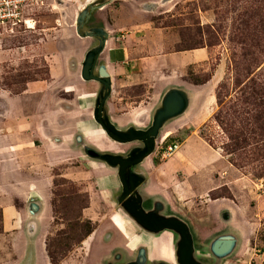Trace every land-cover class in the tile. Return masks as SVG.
Wrapping results in <instances>:
<instances>
[{
  "label": "rangeland",
  "instance_id": "rangeland-1",
  "mask_svg": "<svg viewBox=\"0 0 264 264\" xmlns=\"http://www.w3.org/2000/svg\"><path fill=\"white\" fill-rule=\"evenodd\" d=\"M90 6L95 7L92 12H89ZM83 10L91 15L80 36L96 26L104 28L108 34V45L96 67L106 63L109 47L126 49L128 67L118 60L108 71L116 98L120 95L128 102L142 101L137 110V128L147 127L160 107L159 100L147 93L146 88L151 87L142 83V59L160 51L198 48L207 51V59L187 68L185 78L186 88H214L215 103L206 109V112L213 113L204 123L194 121L192 127H187L186 134L192 131L196 138L205 141L218 153L228 170L214 174L212 185L216 189L207 195L188 200L174 197L168 213L189 226L193 258L200 264H264V122L255 124L251 120V116L260 112L264 115V106H255L254 100L257 99L250 95L252 89L260 91L261 87L264 90V0H33L23 14L24 19H30L26 25L30 28L19 25L13 33L0 37V88L13 93L27 88L30 83L49 80L50 64H56L59 68L56 88L98 91L100 84L84 83L80 78L85 55L96 45L95 39H82L76 34L77 17ZM156 29H161V33L155 32ZM55 56L59 59L57 63ZM211 75L207 83L194 85V81L203 82ZM218 88H221L220 104L216 98ZM56 96L67 111L81 106L72 94L57 90ZM244 98H248L245 103ZM84 106L87 108L86 104ZM198 107L199 104L194 103L191 113L199 112ZM90 111L89 108L81 114ZM216 114L217 122L213 119ZM67 116L64 114L63 132L73 137V119ZM167 128L168 125L159 132V147L167 139ZM86 135L97 148H104L98 127ZM232 136L238 138L237 147L229 140ZM107 141L116 147L108 151L107 154L111 155L125 156L129 148L138 145L117 144L108 137ZM62 142L59 137L53 141L55 144ZM152 159L155 167L162 163L155 155ZM46 177L51 179L45 202L51 219L47 236L41 240L51 251L62 248L56 252V257L59 252L66 255L62 260H65L64 264H127L136 262L140 256L151 264H178L175 256L178 236L172 232L162 236V245L166 249L170 247V251L162 248V258L151 246L162 233L150 235L137 227L114 199L119 196V190H113L117 192L116 196L100 191V187L94 185V179L67 163L46 173L22 174L26 182ZM207 184L210 185L209 180ZM221 199L233 203L229 221L220 216L228 209L221 203H211ZM37 203V200L30 199L23 205L15 200L13 205L17 209L35 212L40 208ZM83 208L88 209L84 215ZM54 210L58 212L55 221ZM115 213L128 222L129 227L124 225V232ZM60 218L71 220L70 225L76 219L83 225L88 221L97 229L95 237L98 240L104 234L105 248L90 250L89 247L80 249L81 244L73 246L83 231L73 229L74 241L69 243L66 239L71 235L69 223L60 221ZM114 223L123 236L121 244L111 241ZM126 234L132 240H126ZM225 236L235 241L234 248L224 257L213 256L210 252L212 242ZM68 244L72 246L69 252ZM29 256H32L31 263ZM29 263L48 264L41 243L35 240L28 252L26 239L22 235L2 234L0 223V264Z\"/></svg>",
  "mask_w": 264,
  "mask_h": 264
},
{
  "label": "crops",
  "instance_id": "crops-1",
  "mask_svg": "<svg viewBox=\"0 0 264 264\" xmlns=\"http://www.w3.org/2000/svg\"><path fill=\"white\" fill-rule=\"evenodd\" d=\"M84 25L81 30H83ZM98 27H92L91 29H97ZM100 29L106 31L104 28ZM155 32L161 33V29H156ZM78 36L82 39L90 38ZM91 39L96 40L94 48H97L101 39L99 37H91ZM107 45L108 38L105 40L100 55ZM109 49L107 61L101 66H104L111 82L109 67L118 60L128 67V62L125 60L127 58L125 47H109ZM100 55L97 61H99ZM207 57V51L204 48H199L192 51L183 50L167 53L160 51L154 56L142 59V83L151 87L146 88L147 93H150L153 98H157L160 105L163 97L172 90L179 91L183 94L185 100L187 99V107L184 112L163 125L162 128L168 125L167 129L169 130L164 145L159 147L157 138L155 153L153 152L145 158L134 170L142 178V182L137 188L139 195L149 202L150 206L148 205V208L150 210L156 211L157 214L163 217H175L168 213L171 210L170 203L174 202V197L177 200H188L202 194L207 195L216 189L212 185L214 174H219L224 169L228 170L224 162L218 158V153L205 141L196 138L192 131L186 134L187 127H192L194 121L204 123L213 113V111L206 112V109L215 103L214 88H186V69L194 64L204 62ZM54 59L55 63L59 60L56 56ZM58 69L56 64H50L48 70L49 80L30 83L22 93L17 95L0 88V211L2 234L12 235L13 237L22 235L26 239L28 252L31 251L34 241L38 240L42 245L48 264L50 262L41 239L47 236L46 231L51 219L49 206L45 203L48 196L46 193L47 187L50 185L51 179L46 177L38 181L26 182L22 178V174L46 173L49 169L67 163L76 166L83 173L88 174L92 180L94 179V185L99 186L100 191L116 196L117 192L114 193L113 190H119L120 194L116 169L87 155L88 150L107 154L108 151L110 152V148H116L107 141L106 135V141L102 149L97 148L86 135L88 131L99 127L93 119V110L101 88L92 92L88 91L87 88H56L59 75ZM97 69L98 67H95L94 72ZM121 69L124 72V67H121ZM57 90L63 91L67 95L72 94L81 106L77 105L75 109L67 111L61 102L62 100L56 96ZM114 94H116V89L112 88L111 84L110 95L105 101L103 112L110 123L122 132L129 128L145 130L150 126L152 118L147 127L137 128L135 126L138 120L137 110L140 108L142 101L139 103L135 101L128 102L120 95L116 98ZM194 103L199 104L198 108L200 110L192 114L191 109ZM85 104L87 108H85ZM89 108L91 111L88 114H81V111L89 110ZM64 114L73 119L71 123L72 128L75 130L73 137H69L63 132ZM135 116H137L136 119ZM58 137L63 142L61 144L53 143ZM174 141L180 144L178 151L171 157L162 159L160 156L162 147ZM158 149L160 150L158 151ZM153 155L162 161L156 167L153 163ZM208 180L210 185L207 184ZM32 185L34 188L31 187ZM117 198L118 196L114 198L116 203ZM30 199L37 200V204L40 205V208L35 212L25 208L17 209L13 205L15 200L24 205ZM211 203L224 205L228 210L223 211L220 216L223 218L225 215L228 221L231 219L229 211L232 208L231 204L233 205L232 201H222L221 199ZM86 210L88 209L83 210V215ZM124 225L126 228L129 227L128 222L125 220ZM96 232L97 229L94 228L93 232L81 242L82 247L80 249L86 247H89L90 250L105 248L104 234L98 240L95 237ZM110 234L111 241L114 240V244L122 243V235L114 226ZM39 236L41 237L38 239ZM116 237H118V241H116ZM13 246L15 247V240ZM32 256L28 257L30 263ZM64 263L65 260L61 261L60 264ZM143 264L151 263L144 260Z\"/></svg>",
  "mask_w": 264,
  "mask_h": 264
},
{
  "label": "water",
  "instance_id": "water-1",
  "mask_svg": "<svg viewBox=\"0 0 264 264\" xmlns=\"http://www.w3.org/2000/svg\"><path fill=\"white\" fill-rule=\"evenodd\" d=\"M94 9V6H90L89 12H92ZM89 12L83 10L77 17L78 26L76 27V33L78 35H80L83 25L90 17ZM81 36L90 38L99 37L101 39L97 48L87 52L80 69V77L83 81H94L101 86L93 110L95 123L110 140L117 144H140V146L132 148L125 156L100 154L93 150H88L87 155L116 169V175L121 188L117 203L140 229L154 235H158L164 231L174 233L178 236L175 250L177 263L200 264L193 258V239L186 223L173 216L163 217L154 210L146 211L142 207V198L137 191L142 178L132 170V167L137 166L145 158L153 154L159 131L167 121L184 112L187 107V99L185 100L183 94L179 91L172 90L163 97L160 108L155 111L148 128L145 130L129 128L124 132L118 130L103 113L105 101L111 91L109 75L104 66H99L96 73L94 72L98 56L104 48L108 35L102 29L97 28L90 29L89 32ZM157 209L159 210V207ZM234 246L235 241L230 236H225L212 242L210 252L213 256L220 258L228 255ZM144 260L140 256L136 262L128 264H143Z\"/></svg>",
  "mask_w": 264,
  "mask_h": 264
},
{
  "label": "trees",
  "instance_id": "trees-1",
  "mask_svg": "<svg viewBox=\"0 0 264 264\" xmlns=\"http://www.w3.org/2000/svg\"><path fill=\"white\" fill-rule=\"evenodd\" d=\"M180 51H183V50H180ZM211 76L203 82L194 81L193 83H194V85H203L210 80ZM220 89L221 88H218L217 92H216V98H217L218 102L220 101L219 100L220 99V92H219ZM23 91H24V88L20 89L19 91H15L11 94L17 95V94L22 93ZM250 95L253 98L257 99V100H254L255 106H257V107H263L264 106V90L261 87H260V91H256L255 89H252ZM247 101H248V98L243 99V103H245ZM219 104H220V102H219ZM213 119L217 122L218 121V114L214 115ZM251 120L253 121V123L259 124L261 122H264V115H263V113L260 112L258 115L251 116ZM229 140L232 142V146H234V147L238 146L239 141H238L237 137L232 136L229 138ZM84 208H86V207H84ZM55 213L57 214L58 212H56L55 210L53 211L54 221L56 219ZM60 221H65L68 223L71 222V220H66V219H61V218H60ZM0 223H2L1 211H0ZM73 223H74V225H72ZM73 223L71 224L72 226H74L73 228L71 227V225L69 223L71 235H70V237H66V239L69 241V243L74 241L73 237L75 234L72 233L73 229H75L76 231L78 230L79 232L83 231V233L80 234L79 239L76 241L75 245H73V246H78L81 244V242L86 237H88L93 232L94 228L91 226V224L88 221H86L85 225H83L84 223L81 222L80 220L78 221V219H76ZM85 226H87L86 229H84ZM1 228H2V226H1ZM68 245H69V250H67V252H69L70 248L72 247L70 244H68ZM61 249L62 248H59L57 251H51V248H49V245L46 244L45 251H46V255L49 259L50 264H60L61 261L66 257V255H64V254L62 255V254H60V252H59V257L58 258L56 257V252L58 253V251H60Z\"/></svg>",
  "mask_w": 264,
  "mask_h": 264
},
{
  "label": "built area",
  "instance_id": "built-area-1",
  "mask_svg": "<svg viewBox=\"0 0 264 264\" xmlns=\"http://www.w3.org/2000/svg\"><path fill=\"white\" fill-rule=\"evenodd\" d=\"M33 0H0V37L11 34L16 27L23 25L29 29L30 19H24V9ZM179 142L174 141L162 147L160 156L166 159L174 155L179 149Z\"/></svg>",
  "mask_w": 264,
  "mask_h": 264
},
{
  "label": "bare ground",
  "instance_id": "bare-ground-1",
  "mask_svg": "<svg viewBox=\"0 0 264 264\" xmlns=\"http://www.w3.org/2000/svg\"><path fill=\"white\" fill-rule=\"evenodd\" d=\"M135 119L137 118V116H135L134 117ZM99 128V127H98ZM100 129V128H99ZM100 131H101V137L103 138L101 141H102V143L104 144V142L106 141V136H105V134H104V132L100 129ZM111 149V148H110ZM32 188H34V186L32 185L31 186ZM115 215H116V217H117V220H118V223H119V225H120V228H121V230L124 232L125 230V227H124V220H123V218L119 215V214H117V213H115ZM115 228H116V230L118 231V227L116 226V223H114V225H113ZM121 231V232H122ZM165 233H167V232H164V233H162L160 236H158L155 240H153V242L151 243L152 245V247L153 248H155V249H157L158 250V252L160 253V256H161V251H162V248H164V250H168V251H170V247L168 248V249H166L163 245H162V236H164L165 235ZM125 238H126V240H132V238H130L129 237V235L128 234H126L125 235ZM130 238V239H129ZM162 257V256H161ZM163 258V257H162ZM167 259V258H166Z\"/></svg>",
  "mask_w": 264,
  "mask_h": 264
},
{
  "label": "flooded vegetation",
  "instance_id": "flooded-vegetation-1",
  "mask_svg": "<svg viewBox=\"0 0 264 264\" xmlns=\"http://www.w3.org/2000/svg\"><path fill=\"white\" fill-rule=\"evenodd\" d=\"M137 146H140V144H138ZM134 147H136V146H132L131 148H129V150L132 149V148H134ZM120 191H121V188H120ZM148 205L150 206V204H149V202H147V200L143 201L142 207H143L146 211L150 210V209L148 208ZM147 208H148V209H147ZM147 262H149V261H147ZM149 263H150V262H149Z\"/></svg>",
  "mask_w": 264,
  "mask_h": 264
}]
</instances>
